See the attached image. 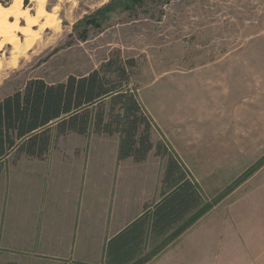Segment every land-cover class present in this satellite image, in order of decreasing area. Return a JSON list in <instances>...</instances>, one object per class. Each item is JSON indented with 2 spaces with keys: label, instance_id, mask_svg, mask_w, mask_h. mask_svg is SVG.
I'll return each instance as SVG.
<instances>
[{
  "label": "rangeland",
  "instance_id": "rangeland-1",
  "mask_svg": "<svg viewBox=\"0 0 264 264\" xmlns=\"http://www.w3.org/2000/svg\"><path fill=\"white\" fill-rule=\"evenodd\" d=\"M15 1L0 0L6 8ZM136 1L23 0L38 21L19 20V46L0 37V100L31 79L59 83L132 59L127 85L154 121V144L178 157L204 195L205 213L172 232L173 242L215 206L264 183V0ZM119 142L90 133L56 146L116 159ZM167 162L156 149L142 162L118 161L114 190L121 184L157 203Z\"/></svg>",
  "mask_w": 264,
  "mask_h": 264
},
{
  "label": "crops",
  "instance_id": "crops-1",
  "mask_svg": "<svg viewBox=\"0 0 264 264\" xmlns=\"http://www.w3.org/2000/svg\"><path fill=\"white\" fill-rule=\"evenodd\" d=\"M68 135L85 136L58 138ZM57 139L43 158L0 163V264H102L108 241L152 204L114 190L117 162L133 158L75 154ZM145 264H264V183L215 206Z\"/></svg>",
  "mask_w": 264,
  "mask_h": 264
},
{
  "label": "trees",
  "instance_id": "trees-1",
  "mask_svg": "<svg viewBox=\"0 0 264 264\" xmlns=\"http://www.w3.org/2000/svg\"><path fill=\"white\" fill-rule=\"evenodd\" d=\"M113 64L110 59L100 69L70 75L59 83L31 79L22 90L0 100V163L11 154L43 158L55 139L69 133L118 134L120 160L142 162L153 149L167 155L162 198L145 205L141 216L108 241L102 263L145 264L170 244L172 232L194 219L182 230L187 228L205 213L204 195L178 157L161 142L154 144V121L137 90L127 85L134 61H122L117 69ZM160 240L146 255L149 243Z\"/></svg>",
  "mask_w": 264,
  "mask_h": 264
},
{
  "label": "bare ground",
  "instance_id": "bare-ground-1",
  "mask_svg": "<svg viewBox=\"0 0 264 264\" xmlns=\"http://www.w3.org/2000/svg\"><path fill=\"white\" fill-rule=\"evenodd\" d=\"M22 6L23 0H16L9 8H6L0 2V37H2L4 41L15 46L20 45V39L17 36L16 31H24V27L19 24V20L25 19L30 25H34L38 21L37 18L31 19L29 10ZM39 13V16H44L45 10L42 9ZM11 18H14V23L11 21Z\"/></svg>",
  "mask_w": 264,
  "mask_h": 264
}]
</instances>
